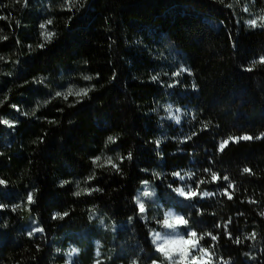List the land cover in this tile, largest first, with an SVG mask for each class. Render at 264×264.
Wrapping results in <instances>:
<instances>
[{
  "label": "trees",
  "instance_id": "1",
  "mask_svg": "<svg viewBox=\"0 0 264 264\" xmlns=\"http://www.w3.org/2000/svg\"><path fill=\"white\" fill-rule=\"evenodd\" d=\"M80 3L83 7L76 5L73 15L61 11V0H28L27 6L24 0H0V16L7 17L0 20V35L8 37L0 40L4 57L0 118L17 121L14 128L0 124V179L7 181L0 185V203L7 205L0 209V264H69L72 243L80 250L81 264H91L92 241L101 234L90 220L92 213L115 228L113 236L101 239L104 245L113 240L115 246L109 264L128 260L147 264L154 246L145 221L129 222L144 180L155 190L159 205L185 215L198 236L209 231L218 236L212 241L204 235L200 241L214 253V264H264V138L255 139L264 132V65L251 72L242 68L264 54V28L252 29L244 23L259 14L264 0ZM229 3L232 8L225 7ZM246 4L249 12L243 11ZM69 15H73L70 24ZM46 19H53L49 31L57 36L39 49L36 45L43 42L39 23ZM181 65L192 75L185 72L173 78ZM157 74L159 79L152 81ZM82 75L93 79L85 81ZM34 77H46L47 87L34 83ZM174 80L181 83L167 87ZM92 85L95 89L89 97L75 107L52 98L55 91ZM45 100L51 102L44 105ZM12 104L29 115H21ZM169 105L173 114L181 109L180 124L169 118ZM204 123L208 128L201 131ZM193 131L197 135L186 140ZM244 134L254 139L230 141L223 152L218 151L221 140ZM109 135L117 136V143L105 148ZM129 151L133 158L120 164L121 173L96 168L90 159L103 152L102 161L112 156L119 163L117 152L126 156ZM244 167L252 174L243 173ZM205 168L220 179L212 182ZM93 170L96 179L85 183ZM173 171H180L185 180L172 176ZM188 172L195 174L192 179ZM225 175L234 186L229 188L232 200L220 194L228 185ZM200 180L205 181L201 193L216 195L186 201L167 187L190 184L195 189ZM61 181L70 183L61 186ZM91 187L102 191L73 195ZM28 191H33L35 203L12 211L13 205L26 200ZM65 211L68 216L52 219L55 212ZM153 215L148 214L150 227L164 231L151 219ZM225 224L242 243L227 238ZM34 227L44 232L30 238L27 233ZM253 232L255 239H246Z\"/></svg>",
  "mask_w": 264,
  "mask_h": 264
},
{
  "label": "snow or ice",
  "instance_id": "2",
  "mask_svg": "<svg viewBox=\"0 0 264 264\" xmlns=\"http://www.w3.org/2000/svg\"><path fill=\"white\" fill-rule=\"evenodd\" d=\"M220 3L224 4L225 0H219ZM17 3H19V0H17ZM25 6L28 4V0H24ZM76 5H80V7H83V5L80 3V0H61V11H66L69 13H73V8ZM225 7L227 8H232V4H225ZM244 12H249V7L247 4L243 8ZM74 15V13H73ZM73 15H69L67 17V23L70 24ZM7 19L5 16H0V20ZM223 23V21H221ZM244 23L252 29L255 28H264V8L260 9V12L258 15H255L254 18L247 19L244 21ZM53 24V19H46L44 22L39 23V29L41 30L40 32V37H42L43 42L38 43L36 47L39 49H44L45 46L53 41V38L57 36V33L55 31H49V26ZM17 25H19V21H17ZM231 35V34H230ZM7 36H2L0 35V40H7ZM17 44L20 43L19 39L16 41ZM29 50L32 49V45L29 44L27 46ZM233 47H235V43H233ZM4 57L0 56V60H3ZM18 63V61H17ZM87 63V61H85ZM256 65H264V54L259 55L258 59H253L250 62V66L248 67H243L244 71L251 72L255 68ZM187 73L189 76L192 75L191 69L186 68L183 65L180 66V68L173 72L171 76L174 77H179L182 75V73ZM7 75H11V73H7ZM96 77H99V73L96 74ZM82 78L85 81H90L93 79L92 76L90 75H82ZM115 79V74L112 77ZM46 77H41L39 79L33 78L34 83H40V84H46ZM159 79V74L157 75H152L151 80L152 81H157ZM27 83V81L25 82ZM181 81L179 80H174L173 83H169L167 87L173 88L176 85L180 84ZM192 88L195 90L196 89V84H192ZM95 89V85H92L91 87H81L78 90H74L73 87H68L66 92L64 91H55L53 95L54 98H62L63 101L67 102L68 107H75L76 104L82 103L83 100L81 98L89 97V93ZM51 91V90H50ZM70 97H75L76 99L74 101H69ZM4 100H7V96L4 97ZM4 101L0 100V104H2ZM50 100H45L43 101V104L46 105L47 103H50ZM41 102H37V107L40 106ZM12 108L16 109L17 112H20L21 115L27 116L29 115L28 112L22 111L16 104L11 105ZM58 112H63V108H58ZM169 113V118L174 120L176 124L181 123V116L178 114L181 112V109L177 108L175 111L177 114L172 113V106L169 105L166 109ZM32 115H35V110H33ZM44 119H47L46 117ZM193 119H195V116H193ZM49 124H55L57 121L55 120H48L47 121ZM17 121H10L8 119H3L0 118V124L7 125L9 128H14L15 124ZM71 123V121H69ZM208 128V124L204 123L203 128L201 131L205 130ZM197 135L195 131L191 133V135L186 137V140H191L193 136ZM264 138V132L260 133L258 136L255 137V139L259 140ZM40 143H43V137L38 138ZM117 136L109 135L106 140H105V148H107L108 144H116L117 143ZM254 137L248 134H244L241 136H229L227 139H223L219 142L218 145V151L223 152L225 148L228 146L229 142L233 143H238L240 141H251L253 140ZM184 141H181L183 143ZM33 143H36V141H33ZM157 146H159L160 141H156ZM0 155H3V153H0ZM103 152L101 155H96L94 157H90L92 164L96 168H104V167H110L112 170H114L116 173H121V167L120 164L124 162V160H129L131 161L133 156L132 152L129 151L126 156H121L119 152H117V159L119 160V163H117L112 156H105L103 161H102V156ZM102 161V162H101ZM142 171H147V169H142ZM205 172H210L211 175V181L215 182L220 179L218 174L214 171H211V169L205 168ZM243 173H248L252 174V169L249 167H244L243 168ZM157 177H159L158 173H153ZM172 176L177 177L180 181L185 180V175H182L180 171H173L171 173ZM189 179H192V177L195 175L192 172L186 173ZM96 179V172L95 170L92 171L90 175L85 177V183H90L91 181ZM224 181H228V185L223 189V191L220 193L223 196H226L228 200H232L233 196L229 192V188H233L232 182L229 180V177L227 175L223 176ZM70 183V181H61V186L64 184ZM205 183L204 180H200L199 182L196 183V188L193 189L192 185L187 184L184 187H173L171 183L167 185L168 188L172 189L175 193L178 194L179 197H183L184 200L186 201H192L195 197L198 195L202 197H211L216 195L215 192H209V191H203L202 193L199 191L200 185ZM7 181L4 179H0V185H6ZM142 184L144 185V190L141 192V190H137V194L134 197L135 201V212L134 216H129V222H132L133 219H139L142 221H145V228L148 229V233L151 237V245L154 246V252H153V257L150 258L147 262V264H214L213 262V256L214 253L209 250V247L202 246L200 241L204 239V235L211 237L212 241H217L218 236L213 235L212 232H206L204 235L198 236L197 231L189 226V219L185 218V215H180V214H174L173 211L169 210L166 212H163L162 219L160 218V205L157 202L154 208V215L152 216V220L155 221L156 225L159 226L160 229L162 230H167V231H160L157 230L155 227H150V220L147 214V209L145 207V202L142 198H152L155 196V190L149 191V181L144 180L142 181ZM76 187L79 189L80 188V181H76ZM187 188V190H185ZM102 191L101 188L99 187H91V188H84L80 189L78 191H75L73 195L79 197L82 194L85 195H92L93 192H100ZM251 203H255V201H250ZM35 203L34 199V194L33 191H28L26 194V200L22 201L21 204H15L12 206V211H16L17 209L21 208L22 205H32ZM7 205L0 203V209L6 208ZM195 207V205H193ZM28 211H31V208H28ZM69 213L67 211L61 213V212H55L52 216V219H63L64 217L68 216ZM261 215L264 216V212H261ZM101 224H103V220L100 221ZM228 223H231V219H229ZM3 226H6L3 225ZM183 226L184 232H177V229L181 228ZM216 227H220V225H216ZM228 225H224L225 229V234L227 235V238L229 240H232L236 244L242 243L241 238L239 236H236L233 238L231 232H228L227 230ZM44 229L42 227H34L28 231V236L31 238L34 236L35 233H43ZM256 233L253 232L250 237H246V239H255ZM99 243V242H97ZM212 247H215V245H212ZM39 248V246H37ZM59 251V249H57ZM79 249L78 248H72L68 253L69 257V264H71V258L73 254H78ZM95 255L97 257L100 256V251L97 249ZM247 255V254H246ZM95 264H102V261L96 260ZM131 264H138V260H132ZM225 264H228V262H225Z\"/></svg>",
  "mask_w": 264,
  "mask_h": 264
},
{
  "label": "rangeland",
  "instance_id": "3",
  "mask_svg": "<svg viewBox=\"0 0 264 264\" xmlns=\"http://www.w3.org/2000/svg\"><path fill=\"white\" fill-rule=\"evenodd\" d=\"M67 90V89H66ZM65 90V92H66ZM75 90V89H74ZM144 190V185L141 188V192ZM149 191H153V188L151 186L148 187ZM145 202V207L147 209V214H149L150 212H152L154 214V208L156 203L158 202L157 197H156V193L155 196L152 198H142ZM160 217L163 216V212L169 211V209H165L160 205ZM173 211L174 214H177L174 210ZM90 220L96 223L97 228L100 230L101 234H100V239H94L92 241V247H93V253H92V262L91 264H95L96 260H100L102 261V264H109L110 261V253L111 250L114 246L113 244V240L109 243V245H104V243L101 241V239L103 238H108L109 236H113L114 232H115V228L112 226V224L103 216H100L96 213H92L90 215ZM101 220H103V224H101ZM167 231V230H164ZM177 232H184V228L183 226H181V228L177 229ZM108 236V237H106ZM113 238V237H112ZM99 242V243H97ZM105 246V249H103ZM72 248H78L76 245H74L73 243L69 245L68 248V252L72 249ZM79 249V248H78ZM97 249H99L100 251V256L97 257L95 255ZM80 253V250H79ZM79 253L78 254H73L72 258H71V264H81L80 260H79ZM67 260L69 261V257L67 256ZM132 260H128L127 263H117V264H131Z\"/></svg>",
  "mask_w": 264,
  "mask_h": 264
}]
</instances>
